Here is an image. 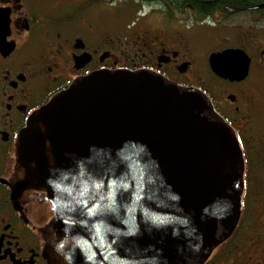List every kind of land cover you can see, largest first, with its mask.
<instances>
[{"label":"water","instance_id":"95a60500","mask_svg":"<svg viewBox=\"0 0 264 264\" xmlns=\"http://www.w3.org/2000/svg\"><path fill=\"white\" fill-rule=\"evenodd\" d=\"M7 29L0 14V48ZM208 63L229 81L247 74L235 50ZM15 155L12 191L54 211L48 264H202L241 215L234 131L201 90L148 71L75 79L31 115Z\"/></svg>","mask_w":264,"mask_h":264},{"label":"flooded vegetation","instance_id":"af4514ba","mask_svg":"<svg viewBox=\"0 0 264 264\" xmlns=\"http://www.w3.org/2000/svg\"><path fill=\"white\" fill-rule=\"evenodd\" d=\"M115 1L0 0L8 20L0 48V264L49 263L50 203L38 191H12L20 132L75 79L118 69L201 90L232 128L244 159L241 215L202 264H264V0L221 1L208 13L188 2L136 0L120 33L107 16ZM228 49L247 63L241 80L220 78L209 67L211 53ZM200 62L227 84L221 99L211 96Z\"/></svg>","mask_w":264,"mask_h":264},{"label":"rangeland","instance_id":"374dc122","mask_svg":"<svg viewBox=\"0 0 264 264\" xmlns=\"http://www.w3.org/2000/svg\"><path fill=\"white\" fill-rule=\"evenodd\" d=\"M115 2L116 4L114 8L108 12L107 16L109 17L112 27H114V29H118L116 32L120 33L118 32L119 28H123L127 26L132 19L133 16L132 3L134 4H139V3L136 0H116ZM93 8L95 9V11L97 12L99 11V8L97 6ZM198 68L203 78L207 80L208 83L211 85L210 94L213 97V99L214 100L221 99L222 90L226 88L228 90L227 84L224 81L219 80L215 76H213L211 72L205 68L202 62L198 64ZM261 100L263 102L264 98H262Z\"/></svg>","mask_w":264,"mask_h":264},{"label":"trees","instance_id":"16d2710c","mask_svg":"<svg viewBox=\"0 0 264 264\" xmlns=\"http://www.w3.org/2000/svg\"><path fill=\"white\" fill-rule=\"evenodd\" d=\"M138 1H144V2H149V1H162V0H138ZM171 1V0H169ZM173 2L176 3H191L192 6L191 8L195 10L197 13H208L211 11L216 5L221 2H227L229 0H172Z\"/></svg>","mask_w":264,"mask_h":264}]
</instances>
